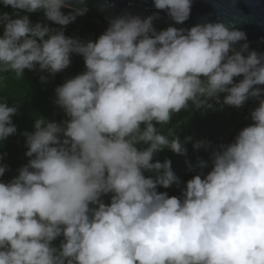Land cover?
I'll return each mask as SVG.
<instances>
[{
	"label": "clouds",
	"instance_id": "clouds-1",
	"mask_svg": "<svg viewBox=\"0 0 264 264\" xmlns=\"http://www.w3.org/2000/svg\"><path fill=\"white\" fill-rule=\"evenodd\" d=\"M0 3L13 9L0 13V73L55 75L73 53L85 66L54 88L67 119L38 116L22 133L27 163L0 181V264H264V52L249 49L243 30L205 20L157 31L156 14L125 13L95 41H81L20 12L43 11L64 26L86 8ZM153 4L177 24L191 14L192 0ZM249 99L258 101L251 123L199 163L181 195L157 191L179 183L170 160L154 161L157 151H187L163 131L173 115L212 108L211 101L240 108ZM16 112L0 97V141L16 133ZM6 168L0 164V176Z\"/></svg>",
	"mask_w": 264,
	"mask_h": 264
},
{
	"label": "trees",
	"instance_id": "trees-1",
	"mask_svg": "<svg viewBox=\"0 0 264 264\" xmlns=\"http://www.w3.org/2000/svg\"><path fill=\"white\" fill-rule=\"evenodd\" d=\"M61 11L68 14L71 10L62 8ZM3 12L12 15L13 9L11 6L0 3V13ZM20 15H27L33 24L39 22L52 29H62L66 36L78 38L81 41L89 39L95 41L107 27V21L93 8H87L82 15H76L74 20L64 26L48 20L43 11L29 13L21 10ZM152 23L157 31L164 29L158 19L155 18ZM2 34L3 25L0 24V35ZM84 70L83 57L73 53L69 67L55 75L25 69L23 76L18 79L14 73H0V97L6 96L9 106L17 107V112L12 117L16 133L0 141V164L7 165L6 171L0 176V181L10 180L18 174V169L27 163L29 158L25 156V137L22 133L34 130V121L38 116L57 123L67 119L63 111L54 104V88ZM41 75L47 78L46 81L40 80ZM240 78L234 79L239 80ZM211 103L212 108L182 110L179 114L173 115L170 124L164 126V133L167 135L168 130L174 132L184 143L187 151L183 155L174 153L168 148L157 151L153 158L154 161L170 160L171 169L179 181L178 184L173 183L167 188L158 186L157 191L179 197L181 189L185 186L184 182L200 171L199 163L210 161L214 151L219 150L222 144L231 142L241 128L251 123L249 112L257 106L258 101L249 99L240 108L222 105L217 101H211ZM186 137L190 139L186 140ZM197 141L206 143L195 148L193 145ZM208 170L209 168H206L204 172ZM110 196V193L102 196L103 201L109 203ZM61 239L62 237H58L53 244L58 246Z\"/></svg>",
	"mask_w": 264,
	"mask_h": 264
},
{
	"label": "water",
	"instance_id": "water-1",
	"mask_svg": "<svg viewBox=\"0 0 264 264\" xmlns=\"http://www.w3.org/2000/svg\"><path fill=\"white\" fill-rule=\"evenodd\" d=\"M67 2L73 7L86 10L93 8L107 22L125 13L142 19L156 14V19L162 23L164 29L170 25L187 29L205 20L234 22L237 28L246 33L249 49L258 53L264 52V0H234V4L231 0H192L191 14L182 24L175 23L166 11L156 9L153 0H83L82 4L77 3V0ZM240 43L244 42L237 43V49Z\"/></svg>",
	"mask_w": 264,
	"mask_h": 264
},
{
	"label": "rangeland",
	"instance_id": "rangeland-1",
	"mask_svg": "<svg viewBox=\"0 0 264 264\" xmlns=\"http://www.w3.org/2000/svg\"><path fill=\"white\" fill-rule=\"evenodd\" d=\"M108 23H109V22H107V26H108Z\"/></svg>",
	"mask_w": 264,
	"mask_h": 264
}]
</instances>
